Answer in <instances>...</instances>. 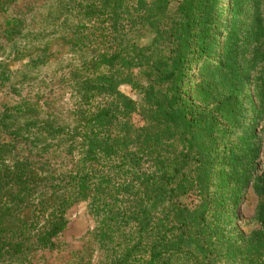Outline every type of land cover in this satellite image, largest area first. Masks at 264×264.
Masks as SVG:
<instances>
[{"label": "trees", "instance_id": "obj_1", "mask_svg": "<svg viewBox=\"0 0 264 264\" xmlns=\"http://www.w3.org/2000/svg\"><path fill=\"white\" fill-rule=\"evenodd\" d=\"M19 1L0 0V264L51 248L78 201L102 264H264V0ZM53 44L65 108L17 92Z\"/></svg>", "mask_w": 264, "mask_h": 264}, {"label": "rangeland", "instance_id": "obj_2", "mask_svg": "<svg viewBox=\"0 0 264 264\" xmlns=\"http://www.w3.org/2000/svg\"><path fill=\"white\" fill-rule=\"evenodd\" d=\"M24 4L31 5V12L35 13L43 4V0H34ZM21 1L12 7V11L22 10ZM221 6L224 4V0ZM262 17L264 21V7H262ZM31 13V14H32ZM50 57L47 59L46 64L40 65L38 69L40 72H30L29 84L23 83L17 92L20 96H27L29 98H36L40 101L52 102L58 107L65 108L68 103V91L63 87H58L57 74L50 81L51 71L64 67L70 60L69 53L67 54L64 47L58 44H53L49 49ZM2 57V56H1ZM26 60L16 61L14 63L8 62L9 70L25 72ZM45 74L49 77L45 79ZM15 74V73H14ZM40 78H44V83H36ZM17 77H12L11 81L14 86L18 87L16 83ZM42 85H46L45 88ZM8 87L0 88V98L3 97V91ZM119 90L135 99V93L130 92L128 86H121ZM245 95L249 93L246 88ZM245 116H251L249 109L250 103L245 97ZM260 164H262L260 162ZM259 168V166H258ZM260 170V168H259ZM258 174V172H257ZM258 199L254 196L251 189L247 187L239 198V203L233 212L235 220V229L239 233L246 235L252 230L257 228L254 221V214L257 207ZM64 218L66 224L64 229L53 239V246L51 248L38 249L33 252L24 254L21 258L13 260L9 263L2 264H102L103 252L99 249L96 240V218L89 212L86 201H78L72 204L65 211Z\"/></svg>", "mask_w": 264, "mask_h": 264}]
</instances>
